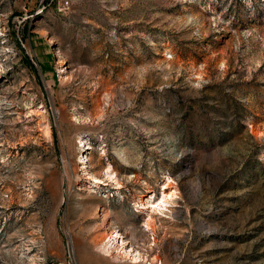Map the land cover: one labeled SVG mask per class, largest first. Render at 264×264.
Returning <instances> with one entry per match:
<instances>
[{
	"label": "rangeland",
	"instance_id": "374dc122",
	"mask_svg": "<svg viewBox=\"0 0 264 264\" xmlns=\"http://www.w3.org/2000/svg\"><path fill=\"white\" fill-rule=\"evenodd\" d=\"M0 264H264V0H0Z\"/></svg>",
	"mask_w": 264,
	"mask_h": 264
},
{
	"label": "bare ground",
	"instance_id": "6f19581e",
	"mask_svg": "<svg viewBox=\"0 0 264 264\" xmlns=\"http://www.w3.org/2000/svg\"><path fill=\"white\" fill-rule=\"evenodd\" d=\"M45 133H46V135H51V127H50L49 124H46V127H45ZM106 176H107V179H108V180H110V181H114V182H116V183L118 184V180H117V177H116L117 175H116L115 171H113V169H112L111 166L107 167V170H106ZM96 180H97V181H102V179L99 178V177H97ZM166 186H167V185H165V187L163 188V191L161 192L160 199H159V201L157 202V203L160 204V205H163V204L169 202V200H170V199L174 196V194H175V191H172V190L166 192V191H165ZM152 209H154V207H153ZM147 226H149L148 223H147ZM113 238H114V236H110L109 240L106 241V242L104 243V248H105L106 250H108V249L112 246V239H113ZM122 244H123V241H122ZM131 251H132V252L134 251V253H132ZM127 253H132V255H133V259H135V261H139L140 258H141V254H140V252L137 251V250H135L134 248L128 250Z\"/></svg>",
	"mask_w": 264,
	"mask_h": 264
}]
</instances>
